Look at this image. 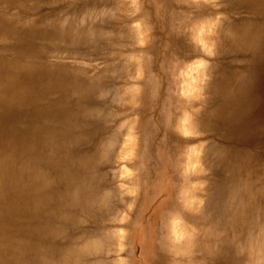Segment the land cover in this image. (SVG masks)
I'll return each instance as SVG.
<instances>
[{"label": "bare ground", "instance_id": "6f19581e", "mask_svg": "<svg viewBox=\"0 0 264 264\" xmlns=\"http://www.w3.org/2000/svg\"><path fill=\"white\" fill-rule=\"evenodd\" d=\"M52 1L59 2L0 0V264H100L96 258L99 250L94 251V254L97 252L94 257L87 249L90 237H82L85 231L72 229L69 224L70 220L76 223L81 212H87L84 201L89 196L85 188L94 182L92 172L95 171L91 157L95 152H101L106 156L115 155L118 162L119 159H131L134 126L140 121L142 126L141 118L147 119L155 109L156 94L147 92V79L143 77L136 78L137 82L134 80L137 93L136 101L132 102L134 99L129 98L134 83L128 86L125 80L123 83L115 80L108 83L102 72L89 76L88 70L78 64L53 62V58H63L59 52L66 47L79 49L87 42L100 41L104 36V39H114L115 47L120 46L121 52L136 50L134 42L139 36L137 44L142 47L139 56L142 57L144 52L151 54L154 49L151 38L147 40V35L141 32V22L137 19L146 15L145 9H139L140 16L131 20L135 24H129L123 33H117V30L108 31L102 21L97 25L88 24V17L85 19L87 15L80 14L79 6L66 7L62 13H56L54 9L56 12L38 14L44 3ZM162 3L158 11L176 6L173 0H162ZM195 7L198 10L194 11L193 18L185 19L183 32L177 37H171L169 33V44L184 50L189 63L182 71V94L187 97V106L174 107L179 109L178 116L181 113L178 131L194 134L192 140L199 141L182 145L187 168L194 172V193L186 201V214L172 222L170 232L164 228L160 248L166 255L176 247L184 252L183 247L197 243L194 252L202 254L191 257L187 264H240L241 259L234 257L235 248L229 237L240 238L241 234L235 232L239 230L238 224L241 227L244 222L238 215L244 213L247 205L241 196L242 184L239 182L241 154L243 150L255 153L257 143L251 141V135L264 134V0H200ZM192 28L191 33L186 32ZM92 38L96 40L91 41ZM130 59L128 65L135 63L133 56ZM109 67L111 70L126 69L125 63ZM95 88L100 92L96 96ZM115 98L122 104L130 101L125 110L143 102L139 107L135 106L141 117H125L122 125L116 128L111 125L109 131L100 134L98 129L104 128L106 122L103 117L108 112L113 114L108 109ZM117 111L111 116L112 123L116 117L124 115L123 111ZM91 115H96L98 123L89 120ZM174 123L172 116L162 119L159 115L160 143L177 140L171 128ZM124 130H128L129 137L120 142V133ZM141 130L140 135L144 133L145 139L142 138L144 143H140L138 155L149 153V142L157 131L151 120H147ZM245 132L249 133L250 142L244 143ZM213 135L219 137L222 152L229 153L226 147H231L233 159L230 158V163L224 162L228 155L215 156V151L221 152V149L211 147L214 145L209 140ZM180 146L170 149L178 153ZM211 157L222 161L230 174L220 179L216 186L217 202L211 198V201L202 203L196 191L204 190L206 184L212 183L209 180L213 169ZM121 169L131 174L125 164ZM200 173L203 175H198ZM194 211L201 212L199 219L193 216ZM188 224L194 229L189 231ZM121 231L118 235L124 236ZM167 232L172 241H178L175 248L166 243ZM200 233L207 237H221L224 246L215 249L205 245L209 239L200 245ZM94 236H98L94 237L98 246L99 242L110 241L105 234ZM252 249L258 254L261 251L258 245L248 250L253 253ZM242 251L246 250L243 248ZM123 262L120 260V264Z\"/></svg>", "mask_w": 264, "mask_h": 264}, {"label": "rangeland", "instance_id": "374dc122", "mask_svg": "<svg viewBox=\"0 0 264 264\" xmlns=\"http://www.w3.org/2000/svg\"><path fill=\"white\" fill-rule=\"evenodd\" d=\"M58 1L59 2L52 1L44 3L41 9L38 11V14L46 13V11H57L56 13H62V9H66V7H80V14L83 13L84 15H87H85V19L88 17V19H86L88 24L97 25L102 21L106 25V29L108 28V31L117 30L115 31L117 33H123V30L126 31L129 24L131 26L135 24L132 23L131 20H135L136 17L140 16L139 9L143 8L145 9L146 15L144 14L137 19L139 22H141V32L147 35V40L151 38L150 43L154 48L151 54H145L144 52V55L141 57L139 56L141 53L139 49L142 47L137 44L139 36L134 42L135 48L137 49L133 52H121L120 46H117V48L115 47L117 44L115 45V42H113L114 39L112 41L111 38H105V40L104 36L102 39H100V41L99 39L96 40L92 38L91 41L96 40L95 43L89 44L87 42L79 49L73 48L72 50L71 48L66 47L65 50H62V53L59 52L61 54L60 56L63 58H53L54 63L67 62L75 66L78 64L79 66H82L84 69L88 70L89 76H96L98 73L102 72L104 74V79L107 80L108 83L112 80H115L117 83H123V80H125V82L128 81V86L129 83H134V80L137 82L138 79L136 78L143 77L144 80L147 79V83L145 84V89L147 92L149 90V94H156V102L154 103L155 109L150 113L151 116H149L147 119L141 118V120L144 122L142 126H140L141 121L140 123H136L134 126L133 131L135 137L133 142L134 144L132 143L134 150L133 155H131V159H119L120 161L118 162L117 158L114 157L115 155L106 156V154L101 152H95L92 155L91 160H93L95 169L94 173L92 172V176L95 178L93 177L92 179L94 182L91 180L93 182L91 183V186L90 184H87L85 188V191L88 192L89 196L88 199L84 201V204L87 207V212H81L83 215H81V213L78 215L79 217L76 220L77 222L75 223L70 220L69 224L72 225V229L84 230L85 232L82 237H90L88 239L89 241L87 243V249L94 257L97 253L96 252L94 254L95 250H99V253L101 252L100 254L98 253L99 257H96L100 264H120V260H122V262L124 261L122 264H187L188 259L202 254L201 252H194L197 243L196 245H188L187 247H183L182 249H185V251L181 252V248L176 247V243L178 241H172L168 232H170L172 222L179 218V216H184V213L186 214V201L192 196V193H194L192 190L194 183V172L187 168L186 155L182 150V145L188 146L191 144H197L199 141L192 140L194 139L193 137H195L194 134H182L177 129V123L181 113L178 116L179 109H176L174 106H187V97L185 94H182V71L189 63L187 62L188 59H186V56L184 55V50L175 48L172 44H169V33L171 34V37H177L181 32H183L185 19H191L195 16V12L198 10H196L195 6L200 2V0H173V2L176 3V6L171 8L168 6L165 8L163 6V12L158 11L159 5H163L162 0L160 2L158 0ZM147 1L149 2V5ZM87 7L88 11L86 10ZM96 8H99L100 10H96ZM94 10H96V12H93ZM83 25L87 26L88 28L90 27L86 23ZM192 30L193 28L187 29L186 32L191 33ZM131 56H133L135 63L130 62V65H128L129 60H131ZM115 63L119 64L120 66L125 63L126 69L122 71H120V69L111 70L109 66H111V64L115 65ZM135 85L136 83L133 84V88ZM93 91L95 96L100 94L99 89L95 88ZM136 93L137 90L134 88L129 98L132 100L134 99L132 102L136 101ZM98 97H100V95ZM111 103L112 104L109 105L111 108L108 110L112 111L113 114L110 115V112H108V115L103 117L104 120L106 119V122L104 128L99 127L98 131L100 134H105L107 131H109L111 129V125L113 128H116L120 124L122 125L125 122V117H141V115L136 111L135 106L137 105L139 107V104H143V102H137L135 106L130 107L128 110L125 109L130 106V101L128 103L125 102L122 104L118 98H115V100ZM173 109H175V116L173 114ZM117 110L123 111L124 115L116 117L115 121L112 123L111 116L116 114L118 112ZM159 115L162 119L165 117L168 119L172 116V120H174L175 123L171 125V128L173 129L177 140H172L170 143L166 144L160 143L162 142L161 130L160 128H157ZM89 120H91L93 123L95 122L94 124L98 123L96 115H91ZM147 120L153 121L157 131L154 135V138H152L149 142L151 147L149 153H139L138 155L137 150L139 145L140 143H144L142 138L145 139V137L142 136L144 133L140 135V133L143 131L141 129ZM126 131L128 130H124L120 133V142H123L129 137L127 136ZM252 136L253 139H251ZM251 137L249 133L245 132L243 141L244 143H247L250 142L249 139H251V141L254 140L257 143L255 148L256 154L248 150H243L241 154L243 159L241 158L240 160V162L242 161L241 170L239 171L242 173L240 175L239 181L242 184L240 185L241 196H243V199L247 202V205H244L245 209L244 213H242L243 215H238L239 213L237 215L243 219L242 221L244 222V225L240 227L238 224L239 230L238 232H235L241 234L238 236L240 238L234 240L232 237H229V242L233 244L232 246L235 248L233 249L235 252L234 257H236V259H241L240 264H252L254 262H257V264H264V134H252ZM211 138L212 139H210L209 142L213 143L214 145L211 147L214 149H221V152L215 151V156L220 157L222 155L226 157V155H228V157L224 158V162L230 163L232 161L230 158L233 159L231 147H226L231 153L222 152L223 149L220 147V140H218L219 137L213 135ZM99 139L100 138H98L97 141ZM86 141L87 140L84 139V142ZM179 144H181V146L180 149H177L178 153L170 149L171 147L177 146ZM165 158H167L169 162ZM4 163H7L10 166L12 165L9 161H4ZM122 164H125L131 171L130 175L121 169ZM210 165L211 168H213L210 172L212 174L209 173V180L211 179L212 183L206 184L204 190L200 188V190L198 189L196 191L198 197L201 198L202 203L205 201L208 202L209 200L211 201V198L213 199L214 203L217 202L216 200L218 195L216 194V186H218L220 179L227 177V175L230 174L226 168H224L223 162L215 160L214 157H211ZM100 168L103 169L101 170ZM100 170L104 173L100 172ZM207 172L208 170L205 173ZM198 175L203 174L200 173ZM91 190L93 191L91 192ZM179 192L182 193L180 194ZM98 193L100 195H98ZM179 203L181 204L179 205ZM195 212L196 211H194L193 216L199 219V217L202 215L201 212L197 211L196 214ZM139 218L141 220H139ZM95 222H98V224ZM10 225H12V223H10ZM187 227L189 231L194 229L190 227L189 224ZM164 228H166V231H168L166 236L167 240H165L166 243H169L170 248L176 247L174 250L168 251V254L170 255H165L160 248L162 241L161 237L162 234H164ZM153 229H156L155 232ZM120 230H122L121 234H125L124 236L118 235ZM108 231H112L113 234ZM149 233L150 235H148ZM100 234H105L106 238L111 242H99L100 246H98L96 243V238L98 236L94 235ZM220 236L221 235H219V237ZM199 239H202L200 245H203V243L207 242L209 239L210 242L208 241V244L204 243L205 245L212 246L215 249L218 247L222 248L224 246V244L221 242V237L219 239L217 238V235L207 237L200 233ZM255 245L260 246L261 253L259 252L258 254L257 251L253 249V253L251 250H248L250 247L254 248ZM243 248L246 250L244 253L242 251ZM145 249L148 250L145 251ZM153 249H155L153 251L154 253L152 252ZM157 252L161 255H159ZM222 256L225 257V255ZM139 259H141V261ZM189 264H194V262H190ZM206 264L209 263L206 262ZM229 264L235 263L230 262Z\"/></svg>", "mask_w": 264, "mask_h": 264}]
</instances>
